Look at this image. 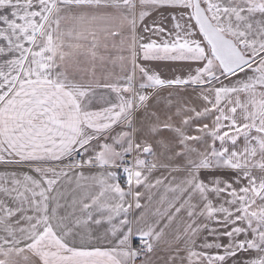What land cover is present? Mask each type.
<instances>
[{
	"label": "snow or ice",
	"instance_id": "obj_1",
	"mask_svg": "<svg viewBox=\"0 0 264 264\" xmlns=\"http://www.w3.org/2000/svg\"><path fill=\"white\" fill-rule=\"evenodd\" d=\"M0 264H264V0H0Z\"/></svg>",
	"mask_w": 264,
	"mask_h": 264
}]
</instances>
